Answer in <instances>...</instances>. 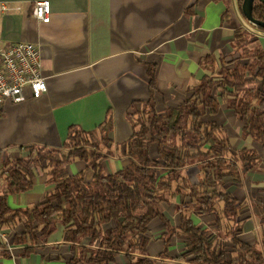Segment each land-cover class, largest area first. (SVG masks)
I'll return each instance as SVG.
<instances>
[{"label":"trees","instance_id":"obj_1","mask_svg":"<svg viewBox=\"0 0 264 264\" xmlns=\"http://www.w3.org/2000/svg\"><path fill=\"white\" fill-rule=\"evenodd\" d=\"M253 16L264 21V3L255 1ZM148 74L153 87V70ZM213 74L163 113L157 112L152 96L129 112L133 132L124 142L127 163L114 172L106 173L103 165L109 156L110 113L92 131L70 126L60 148L31 146L26 156L5 160L0 230L20 225L11 241L24 252L38 247L60 225L73 264H155L147 249L153 239L151 223L159 220L164 225L159 256L176 238L184 243L182 257L188 264H264V240L258 245L241 239L245 206L225 185L228 178L239 183L242 170L255 166L256 151L234 149L222 125L205 120L223 105L243 119V135L264 146V50L258 36L238 28L233 52ZM76 159L86 169L70 174L67 164ZM190 168L198 170L194 179L185 173ZM86 171L92 173L90 179ZM39 172L51 186L43 200L11 208L8 195L29 190ZM174 200L175 224L163 211ZM192 212L212 220L207 227L195 224ZM7 254L0 250V256Z\"/></svg>","mask_w":264,"mask_h":264},{"label":"crops","instance_id":"obj_2","mask_svg":"<svg viewBox=\"0 0 264 264\" xmlns=\"http://www.w3.org/2000/svg\"><path fill=\"white\" fill-rule=\"evenodd\" d=\"M36 1L0 0L8 7L0 14V46L35 44L46 83V91L38 98L25 88L24 101L4 102L0 171L5 160L26 156L31 146L60 148L70 126L92 131L110 113L109 156L103 165L106 173L114 172L127 163L124 142L133 132L129 112L141 108L150 96L159 113L188 98L190 90L205 76H213L222 58L233 52L238 28L257 35L264 50V29L248 22L239 0H49L48 23L34 17ZM149 69L154 72L153 87ZM205 120L222 125L234 149L256 151L255 166L242 170L239 183L228 178L225 185L245 206L241 239L260 245L264 240V146L244 136L243 119L223 105ZM85 169L82 160L67 164L70 174ZM185 173L194 179L198 170L190 168ZM91 175L86 171L87 179ZM50 188L39 172L29 190L8 195V205L15 209L37 204ZM175 200L163 208L174 224L179 220ZM191 218L203 227L212 220L210 215L193 212ZM19 229L20 225L0 230V250L8 253L0 256V264H73V252L60 225L46 241L24 252L11 241ZM163 231L162 222L151 223L149 257L155 264H188L182 257L184 243L176 238L159 256L164 248L159 238Z\"/></svg>","mask_w":264,"mask_h":264},{"label":"built area","instance_id":"obj_3","mask_svg":"<svg viewBox=\"0 0 264 264\" xmlns=\"http://www.w3.org/2000/svg\"><path fill=\"white\" fill-rule=\"evenodd\" d=\"M8 10L0 2V14ZM33 15L44 23L50 21L49 0H37ZM43 65L38 47L29 42H16L0 46V113L5 101L19 103L26 99L25 88L33 98L46 91Z\"/></svg>","mask_w":264,"mask_h":264},{"label":"water","instance_id":"obj_4","mask_svg":"<svg viewBox=\"0 0 264 264\" xmlns=\"http://www.w3.org/2000/svg\"><path fill=\"white\" fill-rule=\"evenodd\" d=\"M256 0H242L241 1V12L243 16L248 20L249 23L257 28L264 29V21L257 19L253 16V6ZM260 3H264V0H257Z\"/></svg>","mask_w":264,"mask_h":264},{"label":"rangeland","instance_id":"obj_5","mask_svg":"<svg viewBox=\"0 0 264 264\" xmlns=\"http://www.w3.org/2000/svg\"><path fill=\"white\" fill-rule=\"evenodd\" d=\"M64 151V150H63ZM43 152H46V150H44Z\"/></svg>","mask_w":264,"mask_h":264}]
</instances>
